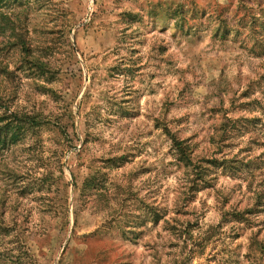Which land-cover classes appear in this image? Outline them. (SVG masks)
Wrapping results in <instances>:
<instances>
[{"label":"rangeland","instance_id":"374dc122","mask_svg":"<svg viewBox=\"0 0 264 264\" xmlns=\"http://www.w3.org/2000/svg\"><path fill=\"white\" fill-rule=\"evenodd\" d=\"M0 1V264H264V0Z\"/></svg>","mask_w":264,"mask_h":264},{"label":"trees","instance_id":"16d2710c","mask_svg":"<svg viewBox=\"0 0 264 264\" xmlns=\"http://www.w3.org/2000/svg\"><path fill=\"white\" fill-rule=\"evenodd\" d=\"M0 4H1V1H0ZM18 30H19V27L16 25L12 14L7 15V13H4L0 7V35H5L6 32L10 33V35H8V37H9V39H12L13 44L20 51V53L23 57V60H25V62H23V64L29 65L31 69L43 68L44 63H42L36 57L34 59L32 56L33 53H32L31 46L29 45V43L26 39V32L23 31L24 29L21 31H18ZM1 121L2 120H0V122ZM5 127L8 128L9 125H8V127H7V125ZM175 146H177V148L180 150L182 143L176 142ZM183 160H185L186 162H189V164H192V160L190 159V157L183 156Z\"/></svg>","mask_w":264,"mask_h":264}]
</instances>
